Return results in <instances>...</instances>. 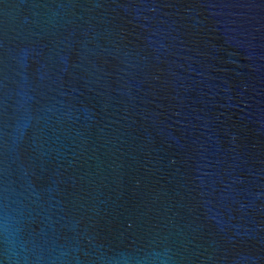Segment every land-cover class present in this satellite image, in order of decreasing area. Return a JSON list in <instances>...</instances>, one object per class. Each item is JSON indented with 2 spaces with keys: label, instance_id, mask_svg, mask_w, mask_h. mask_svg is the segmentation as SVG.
<instances>
[{
  "label": "water",
  "instance_id": "1",
  "mask_svg": "<svg viewBox=\"0 0 264 264\" xmlns=\"http://www.w3.org/2000/svg\"><path fill=\"white\" fill-rule=\"evenodd\" d=\"M0 264H264V0H0Z\"/></svg>",
  "mask_w": 264,
  "mask_h": 264
}]
</instances>
